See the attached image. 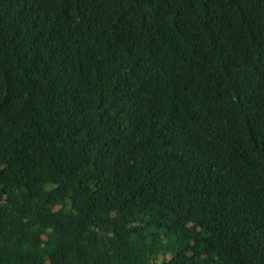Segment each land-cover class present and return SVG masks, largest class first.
<instances>
[{"label": "trees", "instance_id": "trees-1", "mask_svg": "<svg viewBox=\"0 0 264 264\" xmlns=\"http://www.w3.org/2000/svg\"><path fill=\"white\" fill-rule=\"evenodd\" d=\"M0 264H264V0H0Z\"/></svg>", "mask_w": 264, "mask_h": 264}]
</instances>
